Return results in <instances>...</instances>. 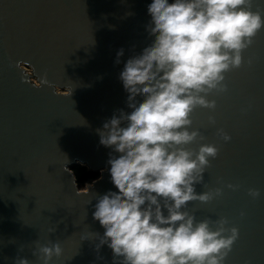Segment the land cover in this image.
<instances>
[{
	"label": "water",
	"instance_id": "obj_1",
	"mask_svg": "<svg viewBox=\"0 0 264 264\" xmlns=\"http://www.w3.org/2000/svg\"><path fill=\"white\" fill-rule=\"evenodd\" d=\"M149 2L0 0V264H41L38 249L52 242L61 253L49 264H113L111 249L96 246L103 229L92 217L95 195L114 190L101 172L111 149L96 129L130 111L118 75L152 39ZM251 10H264V0ZM252 40L224 90L208 94L215 106L190 113L199 135L184 146L217 148L194 191L220 194L186 208L213 228L220 218L237 228L225 264H264V27ZM76 165L99 174L87 193L77 194Z\"/></svg>",
	"mask_w": 264,
	"mask_h": 264
},
{
	"label": "clouds",
	"instance_id": "obj_2",
	"mask_svg": "<svg viewBox=\"0 0 264 264\" xmlns=\"http://www.w3.org/2000/svg\"><path fill=\"white\" fill-rule=\"evenodd\" d=\"M251 5L252 0H150L146 5L152 39L125 60L118 75L130 111L116 110L96 129L99 144L111 149L101 172H108L114 190L95 195L92 217L103 229L96 246L111 249L113 264H225L237 228H225L224 218L212 221L213 228L209 219L196 220L186 208L189 201L207 202L220 194L219 188L194 191L217 148L184 146L199 135L190 113L196 106H215L208 94L224 90V74L241 65L242 50L264 27V10L252 11ZM122 55L123 49L117 50L116 63ZM38 252L41 264H49L61 248L52 242ZM13 264L29 261L19 257Z\"/></svg>",
	"mask_w": 264,
	"mask_h": 264
},
{
	"label": "trees",
	"instance_id": "obj_3",
	"mask_svg": "<svg viewBox=\"0 0 264 264\" xmlns=\"http://www.w3.org/2000/svg\"><path fill=\"white\" fill-rule=\"evenodd\" d=\"M73 173L75 176L76 183L80 189H82L86 184L91 183L99 177L98 173H93L87 170L86 167H80L78 165L74 166Z\"/></svg>",
	"mask_w": 264,
	"mask_h": 264
}]
</instances>
